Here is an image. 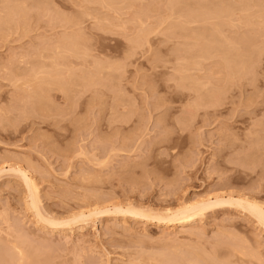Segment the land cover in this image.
<instances>
[{
    "label": "rangeland",
    "instance_id": "1",
    "mask_svg": "<svg viewBox=\"0 0 264 264\" xmlns=\"http://www.w3.org/2000/svg\"><path fill=\"white\" fill-rule=\"evenodd\" d=\"M261 49L264 0H0L2 263L19 246L24 264H264L234 204L184 224L115 211L264 206Z\"/></svg>",
    "mask_w": 264,
    "mask_h": 264
},
{
    "label": "bare ground",
    "instance_id": "2",
    "mask_svg": "<svg viewBox=\"0 0 264 264\" xmlns=\"http://www.w3.org/2000/svg\"><path fill=\"white\" fill-rule=\"evenodd\" d=\"M8 2V1H7ZM114 2V1H113ZM18 3V2H17ZM22 3V2H21ZM172 5V4H171ZM196 5V4H195ZM173 7V6H172ZM16 8V7H15ZM19 9V8H18ZM19 11H20V9H19ZM189 11V10H188ZM217 11V10H216ZM221 12V11H220ZM219 12V13H220ZM21 13V12H20ZM189 13V12H188ZM212 13V14H211ZM211 13H209V14H211V15H209L210 17L213 15V17L212 18H214V16L217 14L216 12L214 13V12H211ZM223 13V12H222ZM9 14V13H8ZM38 14V13H37ZM22 15V14H21ZM218 15H216L215 16V18L217 17ZM195 17H197L199 20L201 19V18H199L198 16H195ZM194 17V18H195ZM201 17V16H200ZM224 18V17H223ZM185 19V18H184ZM189 20V19H188ZM193 21V20H192ZM188 22H190V21H188ZM216 24V23H215ZM216 27H218V26H216L215 25V29H216ZM217 31V30H216ZM143 39H144V37H143ZM225 42V41H224ZM139 43V42H138ZM63 45V44H62ZM228 46V45H227ZM73 48V47H72ZM261 48V47H260ZM70 49V48H69ZM254 49H258V48H254ZM73 50V49H72ZM245 50H247V49H245ZM251 50V49H250ZM261 50H263V52H264V49H261ZM248 51V50H247ZM246 51V52H247ZM255 51V50H254ZM258 51V50H257ZM260 52L261 51H259V53L257 52V54H260ZM262 52V53H263ZM261 53V54H262ZM253 54V53H252ZM254 54H256L255 52H254ZM247 55H248V53H247ZM249 55H251L250 54V52H249ZM260 56V55H259ZM259 56H258V58H259ZM244 55L242 56V59L239 61V62H235V63H233V66L232 67H234L235 69V71L233 70V68L230 70V72L232 73V72H236L237 71V74L239 73V74H246V73H248V72H250V70H251V66H250V63H251V61H250V63H249V60L250 59H248L247 57H250V56H247V57H244ZM255 57H256V55H255ZM251 60H253V59H251ZM258 60V59H257ZM233 61V60H232ZM234 62V61H233ZM228 64H232V62H230V63H228ZM234 64H235V66H234ZM258 67V66H257ZM252 68H254V67H252ZM252 73V72H251ZM249 74V73H248ZM254 75V74H253ZM42 113V112H41ZM259 142V141H258ZM258 144V143H257ZM255 145V144H254ZM259 147V146H258ZM25 175H23V182H24V184H25V186L27 187V189H28V191L30 192L31 191V194H30V199H31V202H29V203H31L33 206L32 207H34V209H33V211H35L34 213L36 214V217L37 216H39L40 214H39V212L36 210V206H34V203H35V199H37L36 198V193H37V188H36V186L37 185H35V183L34 182H30L29 180H30V178H28V177H24ZM31 181H32V178H31ZM28 196V195H27ZM228 196H230V195H228ZM228 196H226V198H224V199H221V198H219V197H217V198H215L214 200H209V199H207V200H205V201H200V202H197V203H195V204H192V203H190V204H192V205H187V203H186V205L187 206H183L182 205V207H180V208H178V210H174V211H169V210H167V212L165 211L164 212V214H162V213H160V215L162 214L163 216L161 217V216H159V215H157V216H159V218H157V216H154L155 215V213H153L152 211H150V212H147V210L146 211H144L143 209H132V207H130V206H128L127 208L126 207H124V209H121L120 211H119V206H118V208H117V206L116 207H114V209H118V210H115L116 212L118 211V213H120V212H123L124 214L125 213H131L134 217H136V216H139V217H144V218H146V219H148V218H155V219H157V221H162V222H164V223H166V224H171V223H174V222H176V223H180V224H184L185 222H188V221H190V220H192L195 216H197V215H199V214H201L205 209H207V208H209V207H211V206H213V205H217V204H220V203H222V204H234V205H236V206H239V207H241V208H243V209H245L246 211H248L250 214H252L253 216H254V218H256L255 220H257L261 225H262V227L264 228V206L262 207L261 205H263V204H257V202L255 203V202H253L254 200H251L252 202H249L248 200H245L246 198H244L243 199V201H242V198H241V200H238V199H233L231 196L229 197V198H227ZM29 197V196H28ZM221 197V196H220ZM230 198H232V199H230ZM245 200V201H244ZM259 203V202H258ZM36 207V208H35ZM122 207V206H121ZM126 208V209H125ZM158 213V212H157ZM248 213V214H249ZM102 214V213H101ZM130 214V215H131ZM152 214H154V215H152ZM159 214V213H158ZM88 215H90V214H88ZM83 216V215H82ZM132 216V217H133ZM251 216V215H250ZM80 217V216H79ZM39 218H41V217H39ZM43 218V217H42ZM78 218V217H77ZM150 218V219H151ZM43 220V219H42ZM45 220H47V219H45ZM74 219H72L71 221H73ZM54 221H56V220H54ZM53 220H50V221H48V224L50 225V226H52V228L54 227V226H56V228H57V225H59V221H57V222H54ZM76 221V220H75ZM74 221V222H75ZM83 221V220H82ZM61 222V221H60ZM63 222V221H62ZM61 222V223H62ZM67 222V221H66ZM60 223V224H61ZM65 223V222H64ZM63 224V223H62ZM200 238V237H199ZM26 242V241H25ZM7 244V243H6ZM214 246V245H213ZM19 247V246H18ZM17 247V251L15 252H13L14 253V255L13 256H11V257H9L8 255H9V253H8V259H9V264H22L23 262V260L25 261L27 258H30V254H28L27 253V251L25 250V249H23L22 247H20V248H18ZM2 249H3V247H2ZM20 249V250H19ZM34 249V248H33ZM37 249V248H36ZM16 250V249H15ZM3 252V251H2ZM33 252V251H32ZM35 252V251H34ZM12 253V252H11ZM201 253V252H200ZM2 254L3 253H1V256H2ZM4 255L6 256V254L4 253ZM5 256H4V259H5ZM49 256H51V255H49ZM34 258V257H33ZM37 258V257H36ZM2 260V257H0V261ZM33 261V260H32ZM160 261V260H159ZM167 261V260H166ZM191 261V260H190ZM8 262V261H7ZM1 264H3V263H5V261L2 263V261L0 262ZM30 264H31V262H29ZM39 263V262H38ZM167 262H165V264H166ZM169 263V262H168ZM196 263V262H195ZM24 264V263H23ZM28 264V263H27ZM34 264H35V261H34ZM46 264V263H45ZM158 264V263H157ZM170 264V263H169ZM172 264H174V263H172Z\"/></svg>",
    "mask_w": 264,
    "mask_h": 264
}]
</instances>
